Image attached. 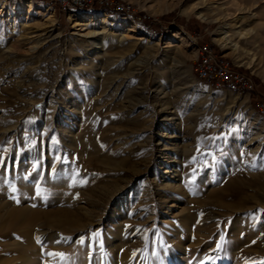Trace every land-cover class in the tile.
<instances>
[{"label":"rangeland","instance_id":"rangeland-1","mask_svg":"<svg viewBox=\"0 0 264 264\" xmlns=\"http://www.w3.org/2000/svg\"><path fill=\"white\" fill-rule=\"evenodd\" d=\"M0 264H264V0H0Z\"/></svg>","mask_w":264,"mask_h":264},{"label":"built area","instance_id":"built-area-1","mask_svg":"<svg viewBox=\"0 0 264 264\" xmlns=\"http://www.w3.org/2000/svg\"><path fill=\"white\" fill-rule=\"evenodd\" d=\"M196 62L193 73L209 87L228 91L251 93L253 84L250 79L238 72L221 56L215 54L209 44L197 45Z\"/></svg>","mask_w":264,"mask_h":264},{"label":"bare ground","instance_id":"bare-ground-1","mask_svg":"<svg viewBox=\"0 0 264 264\" xmlns=\"http://www.w3.org/2000/svg\"><path fill=\"white\" fill-rule=\"evenodd\" d=\"M137 29V28H136ZM227 29V28H226ZM131 31H132V29H130ZM222 30H223V28H222ZM225 30V29H224ZM222 38H220L219 40H218V42L221 44V45H224V46H226V45H228V43H227V35H226V32H224V31H222ZM22 218V217H21ZM70 219V218H69ZM71 221H73V222H71ZM67 226H72V227H74V220H72V219H70L69 221H67Z\"/></svg>","mask_w":264,"mask_h":264},{"label":"trees","instance_id":"trees-1","mask_svg":"<svg viewBox=\"0 0 264 264\" xmlns=\"http://www.w3.org/2000/svg\"><path fill=\"white\" fill-rule=\"evenodd\" d=\"M138 23V22H137ZM138 24H140L141 25V23L139 22ZM142 26V25H141ZM253 99V98H252ZM254 103L256 102L255 100H252Z\"/></svg>","mask_w":264,"mask_h":264}]
</instances>
